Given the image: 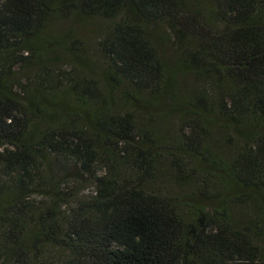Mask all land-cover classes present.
<instances>
[{"label":"trees","instance_id":"1","mask_svg":"<svg viewBox=\"0 0 264 264\" xmlns=\"http://www.w3.org/2000/svg\"><path fill=\"white\" fill-rule=\"evenodd\" d=\"M0 173V264H264V0H0Z\"/></svg>","mask_w":264,"mask_h":264},{"label":"rangeland","instance_id":"2","mask_svg":"<svg viewBox=\"0 0 264 264\" xmlns=\"http://www.w3.org/2000/svg\"><path fill=\"white\" fill-rule=\"evenodd\" d=\"M200 6L204 8H208L210 6V0H196ZM108 26V23L102 19L96 18L90 21V23L83 25L78 20H63L58 21L54 23L51 26V29L48 32V35L51 37H59L63 33H66L70 30H77L79 38L82 40V45L86 48L88 51V60L92 64H95L97 67L102 70V67H106L107 61L102 53V40H103V34L104 30ZM51 41V40H50ZM171 47V46H170ZM167 48L165 49L164 53L167 56L168 60H170L172 63L175 64V61L178 59L177 52L174 48ZM60 59L63 60V63L59 65V67L62 70H65L66 72H71L74 59L71 57H61ZM35 74V72L32 73V75ZM29 76V74H28ZM182 82L188 87V88H196L197 87V81H194L192 77L184 75L181 78ZM171 129L176 130L177 129V123L171 124ZM212 137L214 138V144L219 147L218 151H221L223 154H225L229 159H231V156L235 152V147L231 146L233 145L234 140L230 134L225 133L223 130L219 128H215L212 133ZM4 180V176L2 173H0V183ZM157 185L160 190H163L165 194L170 195H181V194H187L192 191H186L183 192L180 189H176L171 184H168L166 179L161 178L160 180H157ZM65 190H80V194L75 197L72 200V204L69 206V208H77L84 202L88 201L91 196L92 192H94V186L92 184L87 186H80L77 187L74 183L68 184L66 187H64ZM214 192V190L212 191ZM43 200V199H40ZM46 202V201H45ZM239 213L242 212L241 209L238 210Z\"/></svg>","mask_w":264,"mask_h":264}]
</instances>
